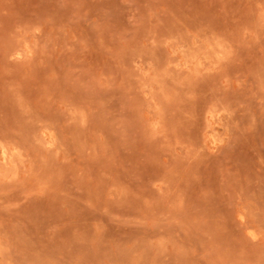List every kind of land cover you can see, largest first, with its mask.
<instances>
[{
    "label": "rangeland",
    "instance_id": "obj_1",
    "mask_svg": "<svg viewBox=\"0 0 264 264\" xmlns=\"http://www.w3.org/2000/svg\"><path fill=\"white\" fill-rule=\"evenodd\" d=\"M0 264H264V0H0Z\"/></svg>",
    "mask_w": 264,
    "mask_h": 264
}]
</instances>
